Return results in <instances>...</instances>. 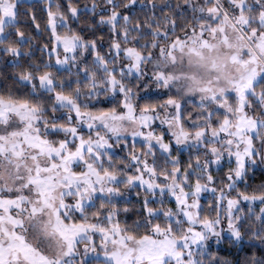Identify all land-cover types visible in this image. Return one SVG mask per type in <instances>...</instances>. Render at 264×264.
<instances>
[{"label": "snow or ice", "instance_id": "obj_1", "mask_svg": "<svg viewBox=\"0 0 264 264\" xmlns=\"http://www.w3.org/2000/svg\"><path fill=\"white\" fill-rule=\"evenodd\" d=\"M258 172L264 0H0V264H264Z\"/></svg>", "mask_w": 264, "mask_h": 264}, {"label": "trees", "instance_id": "obj_2", "mask_svg": "<svg viewBox=\"0 0 264 264\" xmlns=\"http://www.w3.org/2000/svg\"><path fill=\"white\" fill-rule=\"evenodd\" d=\"M39 4H43V0H38ZM139 147V145H138ZM261 179H264V176H262L259 172L257 173L253 183L259 184ZM221 256L228 257L230 259L236 260L237 258L242 259L244 256V252H239L235 248H230L229 246H225L224 251L221 252Z\"/></svg>", "mask_w": 264, "mask_h": 264}]
</instances>
